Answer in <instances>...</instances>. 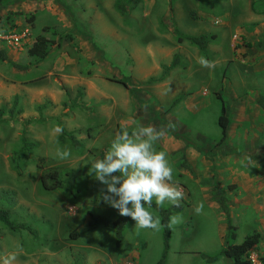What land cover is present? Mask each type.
<instances>
[{"label": "rangeland", "instance_id": "1", "mask_svg": "<svg viewBox=\"0 0 264 264\" xmlns=\"http://www.w3.org/2000/svg\"><path fill=\"white\" fill-rule=\"evenodd\" d=\"M263 11L264 0H0V209L36 231L0 222V256L14 254L11 264H156L161 224L142 229L131 220L119 244L113 229L88 228L89 212L121 216L103 202L92 162L137 125L164 132L154 147L167 153L184 193L170 216L166 264H231L219 254L228 240L221 195L235 226L230 242L256 232L264 256ZM14 33H27L18 46L4 38ZM201 35L205 49L186 39ZM38 37L47 41L43 58L28 54ZM222 105L229 122L220 141ZM61 134L81 145L61 143ZM23 139L30 146L14 163ZM82 166L91 170L72 194L41 186L42 170Z\"/></svg>", "mask_w": 264, "mask_h": 264}, {"label": "clouds", "instance_id": "2", "mask_svg": "<svg viewBox=\"0 0 264 264\" xmlns=\"http://www.w3.org/2000/svg\"><path fill=\"white\" fill-rule=\"evenodd\" d=\"M163 135L151 125H137L132 131L124 129L114 135L105 154L92 162L90 175L104 186L103 202L142 229L157 230L160 226L159 218L149 210L153 200L156 206L167 201L178 207L184 198L174 182L167 153L154 147ZM15 258L14 254L0 256V264H11Z\"/></svg>", "mask_w": 264, "mask_h": 264}, {"label": "trees", "instance_id": "3", "mask_svg": "<svg viewBox=\"0 0 264 264\" xmlns=\"http://www.w3.org/2000/svg\"><path fill=\"white\" fill-rule=\"evenodd\" d=\"M252 8L254 9V3H251ZM117 8L120 13H125V7L122 3H117ZM264 12V11H263ZM186 39L198 46L200 49H205L209 44V38L205 35H201L198 37L195 36H187ZM183 40L182 37L179 39ZM46 46L47 41L43 37H38L32 43V45L28 49V54L32 56H38L43 58L46 56ZM0 60H7L6 55L4 54V50L0 51ZM17 68H24L14 65ZM229 119L226 116L225 106H221V113L218 117V123L221 126V138L220 141H223L226 137L227 129H228ZM69 138V142L72 146H80L81 143L75 140L72 136H67L61 134L59 136V141L64 143L66 139ZM26 146H30V143L23 139V147L21 151L12 159L14 163L17 162L23 155V151ZM39 167L42 166L39 164ZM91 170L90 166H82L77 168H71L65 171L54 170H42L40 175V183L41 186L46 190H61L65 193L72 194L77 190V183L80 179H82L89 171ZM220 210L224 214V219L227 227V238L224 246L220 250V255H223L231 260V264H254L250 259L251 254L255 253L258 255V260L261 264H264V256L258 253V243L260 241V235L256 232H252L247 234L240 242H230V240L235 239V226L232 224V219L230 215L229 205L227 203V198L223 195L220 196L219 202ZM152 209L156 210L160 216V224L162 227V235L164 242V252L161 258L156 262V264H166V254L169 246V222L170 216L174 212H178L181 209V205L170 207L156 206L155 201H153ZM89 220H88V228L93 229L96 227H105L109 229H113L116 233V242L120 243L122 238V232L124 227L132 220L130 217L119 216L116 218H106L101 215H97L89 212ZM0 222L3 223L9 230L11 231H19L26 230L31 235L36 236V231L31 226L25 223H19L15 220L11 219L8 211L4 209H0ZM77 230L74 229L70 232L69 238L76 239L78 237ZM208 262H214L218 259L217 255L209 256L203 254Z\"/></svg>", "mask_w": 264, "mask_h": 264}, {"label": "built area", "instance_id": "4", "mask_svg": "<svg viewBox=\"0 0 264 264\" xmlns=\"http://www.w3.org/2000/svg\"><path fill=\"white\" fill-rule=\"evenodd\" d=\"M26 36H27V33H21V34H15L14 33V34H10L4 38L7 39L9 41V44H11L12 46H18L21 43V41L23 40V38ZM250 259L254 263L252 256H250Z\"/></svg>", "mask_w": 264, "mask_h": 264}, {"label": "crops", "instance_id": "5", "mask_svg": "<svg viewBox=\"0 0 264 264\" xmlns=\"http://www.w3.org/2000/svg\"><path fill=\"white\" fill-rule=\"evenodd\" d=\"M205 255H207V254H205ZM209 256H214V255H209ZM215 262V261H214Z\"/></svg>", "mask_w": 264, "mask_h": 264}]
</instances>
